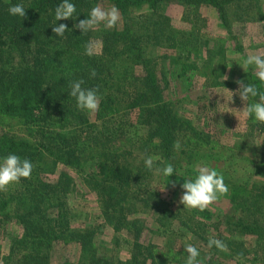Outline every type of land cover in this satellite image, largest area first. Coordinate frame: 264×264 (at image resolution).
Masks as SVG:
<instances>
[{"label": "trees", "instance_id": "1", "mask_svg": "<svg viewBox=\"0 0 264 264\" xmlns=\"http://www.w3.org/2000/svg\"><path fill=\"white\" fill-rule=\"evenodd\" d=\"M172 1L175 0H71L76 6L73 19L56 22L55 8L61 0H0V161L16 154L33 164L29 179L22 178L9 185L7 191H0V223L21 228L20 237L11 245L12 251L23 255L17 264H51L50 252L61 243L79 246L80 264H156V247L140 241L142 223L133 217L138 201L141 207L154 211L158 230L167 241L175 244L183 236L186 223L176 224L174 210L158 199L144 160L139 169H129L125 157L124 163L117 158L123 148L113 149L110 145L111 150L95 149L93 156L87 149L89 142L108 147L128 141L133 147L151 151L156 157L153 169L173 166L172 176L162 174L168 182L178 176L181 159L176 157L175 140L192 126L165 99L174 59L166 67V56L157 53L160 49L173 50L176 60L187 61L194 57L196 39L189 40L182 37L183 32L169 30V19L158 12V5ZM178 1L192 12L202 6L215 9L235 47L230 32L232 22L264 19L260 0ZM100 2L119 9L121 26L104 31L99 55L89 56L84 47L88 34L73 25L85 19ZM15 4H23L26 19L9 14ZM230 9L231 19L227 14ZM134 10H145V14L132 15ZM56 23L69 28L63 37L52 32ZM92 70L95 77L90 75ZM201 74L208 85L213 74ZM76 80H83L84 88L98 89L100 104L94 112V123L87 117L88 111L79 109L69 94V85ZM253 82L260 83L258 79ZM133 114L135 123L127 119ZM252 121L248 117L247 123ZM126 125L134 129L126 130ZM196 152L198 149L190 147L185 162L192 160ZM67 169L74 171L96 195L100 218L112 230L115 245L120 243L115 235L124 237L120 241L127 249V259L109 258L99 252L97 228H73L68 207L73 178ZM255 171L264 177V166H256ZM229 200L236 213L212 222L209 228L216 236L209 233L206 243L222 238V233L264 238V187L252 191L235 188ZM9 205L12 206L8 208ZM196 225L205 226L199 220ZM198 231L194 230V234ZM211 248L218 253L215 246Z\"/></svg>", "mask_w": 264, "mask_h": 264}, {"label": "rangeland", "instance_id": "2", "mask_svg": "<svg viewBox=\"0 0 264 264\" xmlns=\"http://www.w3.org/2000/svg\"><path fill=\"white\" fill-rule=\"evenodd\" d=\"M260 4L264 12V0H260ZM99 5L105 10L112 7L108 2H100ZM158 8V12L169 19V30L183 32L182 37L186 39H196L193 43L194 57L187 61L176 60L177 53L173 50L160 49L157 53L159 56H166L164 60L166 67L171 64V59H174L172 64L174 66L170 65L172 70L167 76L169 86L164 92L165 99L172 103L178 116L191 123L192 130L181 132L175 140V143L180 142V149L175 153L176 157L181 159V169L174 180L168 182L155 169L148 171L151 186L157 188L159 192H155L159 194L158 199L174 210L176 224L181 226L184 222L186 226L184 224L183 226L186 229L183 236L179 237L178 243L167 241L158 230L154 211L149 207H141L143 204L138 201V211L133 217L142 223L140 241L156 247L158 255L156 264H185L187 253L184 246L189 243L198 248L201 259L207 258L205 264H264V238L260 235L258 237L248 233H222L223 237L218 239L227 245V251H221L222 254L219 253L220 250L217 249V253L216 249L208 247L206 243L209 233L216 236L209 228L212 222L236 213L229 200L231 190L245 188L252 191L257 187H264V177L255 171L256 166H264V124H256L254 121L248 124V117L243 111L244 106L258 102L259 97L250 96L244 105L238 95L233 96L239 88L237 80L254 84L260 91H264L261 82L259 84L253 82L258 79L254 66L244 64L249 55L264 56V19H237L232 22L230 32L235 38V47L217 11L212 7L202 6L196 12H192L183 3L175 0L168 4L160 3ZM232 12V9L227 12L229 19L232 18ZM142 14H145V10H134L132 13ZM120 26L121 19L115 28ZM107 30L110 29L101 24L87 32L89 41L96 45L93 55H99L101 37ZM202 72L213 74L208 85ZM225 76L228 77L226 80ZM87 117L95 122L94 112L88 111ZM135 118V114L127 116L133 123ZM124 129L132 131L134 128L126 125ZM128 136L130 138L132 133ZM194 141H197L195 146ZM110 145L113 149L123 148L118 152L117 158L124 163L122 158L125 157L129 169L131 167L139 169L142 160L147 156H151L153 160L156 158L150 150H144L142 146L133 147L134 145L128 141L122 144L114 142L108 144V147L89 142L87 144L89 156L94 155L95 149L111 150ZM190 147H194L196 151L198 149V152L186 163L184 156ZM201 166H207L221 174L229 191L203 211L184 208V205L179 203L184 192L181 185L185 180H194L196 170ZM67 172L73 178V190L68 198L73 228L80 226L97 228L98 235L95 240L99 252L109 258L127 259V249L120 241L124 237L115 235L120 242L119 246L115 245L112 230L104 225L100 218L96 195L84 185L74 171L67 169ZM164 187L165 190L161 191L160 189ZM197 220L202 221L205 226L196 225ZM262 222L264 225V218ZM194 230H199L197 235L194 234ZM20 235L19 226L13 223H0V264H17L18 260L20 261L23 255L19 256L17 252L11 250L12 241ZM78 256L79 246L74 243H61L55 245L50 252V262L61 264L67 260L68 264H80Z\"/></svg>", "mask_w": 264, "mask_h": 264}, {"label": "clouds", "instance_id": "3", "mask_svg": "<svg viewBox=\"0 0 264 264\" xmlns=\"http://www.w3.org/2000/svg\"><path fill=\"white\" fill-rule=\"evenodd\" d=\"M75 13L76 6L71 0H61V3L55 8V20L57 22L60 20L73 19ZM9 14L18 16L21 19L27 18L26 9L23 4L12 5L9 8ZM120 19V12L116 6H112L105 10L98 4L91 9L89 15L85 19H81L78 23L74 24L73 28L81 30V33L94 30L101 24L107 29H113L117 26ZM68 30L69 28L67 25L63 23H56L55 26L52 27V32L58 37H63ZM84 47L86 55L91 56L94 54L96 45L92 41L87 42ZM244 64L247 66H254L258 80L264 85V56L249 55L246 57ZM90 75L95 77V70H92ZM227 78L228 77L225 76V80ZM236 83L239 85V88L235 93L232 92L233 96L238 95L244 105L250 96L259 97L258 102L247 104L246 107L244 106V115L253 118L254 122L264 124V91H260L254 84L245 83L242 80H237ZM83 84V80L72 81L69 85V94L71 97L75 98L76 105L79 109L96 112L100 104L98 89L84 88L82 86ZM174 148L176 150L180 149L179 141L174 144ZM144 165L149 170H152L154 168L153 158L151 156L145 157ZM155 170L168 178L172 176L175 171L171 164H167L162 169L157 168ZM32 171L33 164L30 160L26 158L21 159V157L16 154L7 155L0 161V191H7L9 185L19 183L22 178L29 179ZM196 171L197 175L194 180H185L181 185L184 192L180 197L179 203L183 204L184 208L203 211L217 201L220 196L226 195L229 188L225 184L223 176L218 174L216 170L207 166H201L198 167ZM160 190L164 191L165 187ZM213 246L220 251H227V245L219 239L212 238L209 240L208 247L211 248ZM184 250L187 253L185 264H205L207 258H200V251L197 247L189 243L184 246Z\"/></svg>", "mask_w": 264, "mask_h": 264}]
</instances>
